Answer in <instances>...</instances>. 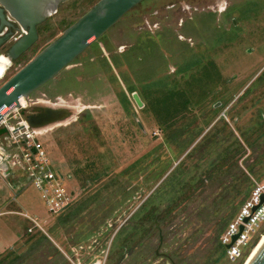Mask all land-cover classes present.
Wrapping results in <instances>:
<instances>
[{
    "label": "rangeland",
    "instance_id": "rangeland-1",
    "mask_svg": "<svg viewBox=\"0 0 264 264\" xmlns=\"http://www.w3.org/2000/svg\"><path fill=\"white\" fill-rule=\"evenodd\" d=\"M97 1L69 0L46 18L37 42L0 76V85ZM169 90L183 92L189 103L182 101L185 109L163 121L150 102ZM263 92L264 0L141 1L29 96L80 109L74 120L41 136L73 202L53 214L34 185L15 188L16 181L0 178L2 264H108L118 252L117 238L111 242L115 230L121 225L119 234L126 233L153 207L168 212L163 244L154 233L141 245L150 249L148 260L134 252L128 263L169 264L153 254L156 248L176 264H246L264 226L235 262L220 237L253 180L263 178L264 136L255 142L252 131ZM177 130L181 134L169 140ZM198 135L186 159L175 164ZM227 151L231 157L212 185L190 196L176 189L178 173L189 176L197 162L200 172L217 169Z\"/></svg>",
    "mask_w": 264,
    "mask_h": 264
},
{
    "label": "water",
    "instance_id": "water-1",
    "mask_svg": "<svg viewBox=\"0 0 264 264\" xmlns=\"http://www.w3.org/2000/svg\"><path fill=\"white\" fill-rule=\"evenodd\" d=\"M141 1L143 0H98L93 4L0 85V117L8 109L18 107L20 98H28L53 79ZM68 2L69 0H0V47L20 35L9 49L10 56L18 58L37 42L38 26L52 14L63 11ZM131 97L138 108L143 106L136 92H132ZM79 112L80 109L76 106L44 107L34 114L22 111L28 125L36 130L74 120ZM236 237L235 235L233 240ZM229 246L230 244L226 247ZM248 264H264V241Z\"/></svg>",
    "mask_w": 264,
    "mask_h": 264
},
{
    "label": "built area",
    "instance_id": "built-area-1",
    "mask_svg": "<svg viewBox=\"0 0 264 264\" xmlns=\"http://www.w3.org/2000/svg\"><path fill=\"white\" fill-rule=\"evenodd\" d=\"M3 76L0 80L4 78ZM18 103V107L8 109L0 117V131L3 130L0 133V178L8 184L16 181L15 188L27 184L34 185L40 191L49 212L53 214L63 212L73 202V195L62 185L60 179H63V176L60 171L56 172L43 146L41 136L46 129L36 130L28 125L22 111L27 110L33 103L29 97L20 98ZM262 196L264 174L262 179L253 180L249 196L242 202L237 214L220 237L225 255L232 262L242 258L246 247L248 248L264 226ZM23 215L28 217L26 214ZM30 219L34 227L42 230L36 220ZM31 231L32 228H29L28 232ZM235 235L237 237L233 240ZM229 244L230 246L226 247Z\"/></svg>",
    "mask_w": 264,
    "mask_h": 264
},
{
    "label": "flooded vegetation",
    "instance_id": "flooded-vegetation-1",
    "mask_svg": "<svg viewBox=\"0 0 264 264\" xmlns=\"http://www.w3.org/2000/svg\"><path fill=\"white\" fill-rule=\"evenodd\" d=\"M40 26L41 25L38 26V29ZM38 34H39V32H38ZM19 36L0 47V76L8 70L9 66L12 65L13 62L18 60V58L21 57L25 53L24 52L23 54H21L16 59H13L9 54V49H10L11 44L16 39H18ZM28 50H30V49H28ZM44 107H70V106H67V105L65 106V104L61 103V102L50 103V102L33 101V103L26 110V114H34L38 109H41ZM220 119H221L220 117L214 119L215 121H213V123L215 122V124H216ZM139 126L141 127V125H139ZM189 126H185L184 129L187 130L186 128ZM192 127H193V125H192ZM184 129H182V130H184ZM238 130L240 131V133L245 134L244 130L243 131H241L240 129H238ZM161 132L163 133L164 137L166 138L167 135L165 134V132H167V131H164L162 129ZM181 132H182L181 130H177L173 136L169 137V140L175 139L176 137H178L181 134ZM154 135H156V133H154ZM198 138H199V135L186 148V150L183 153H181V155H179V157L174 161L175 164L180 165V163H182L186 159L188 154L195 147V146H193V143ZM222 154H223V156H221L220 159L223 161V164H222V166H220L217 169H212V166L210 165V168L205 169V170L200 172V164H199V162H197V165L195 167H192L195 169V170H193L194 172L192 174H189V176L183 175L181 172L178 173V176L175 179L176 184H177L176 189L178 191H180L181 194H183V192L185 190H188L189 196H190V194L194 193V190H196L197 187L212 185L213 184L212 177L214 175L215 176H218L220 174L222 175L221 171L224 169V152ZM167 213L168 212L166 211V209H162L161 211L157 212V209L155 207H153L149 210H146L145 212H143L139 216L138 220H136V222L134 223V227L122 235L119 234V231L121 230L120 229L121 225H120V227H118V229L115 230L114 235L111 237L112 238L111 242L113 241V239L117 238L116 243L118 246V248H117L118 252L115 251V253H113L114 255L111 257V260L109 261L108 264H142L143 262L128 263V261H130L131 256L133 255L134 252H137L139 254L138 258H140L142 261H143L142 255H143L145 260H148V256H146L145 253H146V251L148 252V250H150V249L146 248V250H145L141 245L144 244L148 239H150L154 233H156V235H157L158 245L161 246L163 244L164 231L162 229V227H163L162 225H164V223H165L164 222L166 220L165 215ZM118 235H120V236L118 237ZM121 239H122V241H120ZM154 250H153L154 251L153 254H155L156 257H160V258L168 260L169 264H176V262L171 260V258L169 257L168 254H166L164 252L159 254L158 251L156 250V248Z\"/></svg>",
    "mask_w": 264,
    "mask_h": 264
},
{
    "label": "trees",
    "instance_id": "trees-1",
    "mask_svg": "<svg viewBox=\"0 0 264 264\" xmlns=\"http://www.w3.org/2000/svg\"><path fill=\"white\" fill-rule=\"evenodd\" d=\"M72 23H70L69 25H71ZM69 25H67V27ZM40 28H41V26L39 27L38 32L40 31ZM263 96H264V92L261 94L259 100ZM162 98H164V99H161L160 102H158V100H155V98H154V101H151L150 100L151 101L150 102V105H152L151 108L153 109V112H154L155 117H157L158 119L163 120V121L164 120H167V119L173 118L177 113H179L181 110L185 109L186 106L182 104V101H183V103H189L187 101V99L185 98L184 93L181 92V91H177V90H169L166 94L163 95ZM168 104H174L175 107L172 108V107L168 106ZM258 119H259V123H258L259 125H257V127H255L254 129H252V131H254L255 133L257 132V135H258V138H256L254 140L255 142H257L262 136H264V107H262L260 109ZM242 136H243V134H242ZM245 138H247V137H245ZM236 145H238L239 148H241L240 143H237ZM239 148L238 147L236 148V151L237 152L239 151ZM230 157L228 156V151H227L224 154V162H227L230 159ZM260 161L261 160H259V162ZM250 170H251V168H250ZM257 179H260V177L257 178ZM3 261L4 260H0V264H2Z\"/></svg>",
    "mask_w": 264,
    "mask_h": 264
},
{
    "label": "bare ground",
    "instance_id": "bare-ground-1",
    "mask_svg": "<svg viewBox=\"0 0 264 264\" xmlns=\"http://www.w3.org/2000/svg\"><path fill=\"white\" fill-rule=\"evenodd\" d=\"M21 102H23V99H21ZM263 241H264V232H263V234L260 236V238H259V240H258V242L256 243V245L252 248V250L250 251V253H251V255H250V253L248 254V255H250V257H249V259L248 260H246L247 262H246V264H248V262L250 261V259L252 258V256L254 255V253L257 251V249L260 247V245L263 243ZM260 242V243H259ZM259 243V244H258ZM256 247V248H255ZM255 248V249H254ZM254 249V250H253ZM253 251V252H252ZM248 257V256H247ZM246 257V258H247Z\"/></svg>",
    "mask_w": 264,
    "mask_h": 264
}]
</instances>
